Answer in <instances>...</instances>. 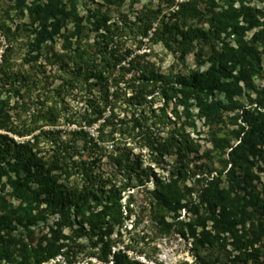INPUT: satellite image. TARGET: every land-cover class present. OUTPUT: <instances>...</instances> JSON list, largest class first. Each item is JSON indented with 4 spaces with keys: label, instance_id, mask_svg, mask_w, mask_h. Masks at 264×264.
Returning a JSON list of instances; mask_svg holds the SVG:
<instances>
[{
    "label": "trees",
    "instance_id": "obj_1",
    "mask_svg": "<svg viewBox=\"0 0 264 264\" xmlns=\"http://www.w3.org/2000/svg\"><path fill=\"white\" fill-rule=\"evenodd\" d=\"M126 1L141 0H15L5 12L11 23L0 24L6 42L0 54V264H73L84 245L73 241L77 249L69 245L63 253L58 240L65 226L73 229V240L91 244L89 256L100 262L141 264L128 257L135 237L127 243L122 235L111 238L127 218L123 196L136 188L149 200L154 234L191 238L200 264H264V183L258 175L264 176V87L254 84L255 77L264 81L256 49L264 21L249 0H157L156 8L144 6L134 19L121 11ZM144 40L183 64L193 55L194 68L162 72L147 54H136ZM17 42L25 50L19 64ZM46 67L60 74L53 88L39 79L50 77ZM251 93L257 97L243 105L240 99ZM234 112L235 131L211 133L213 149L230 150L223 168L215 175H207L206 164L190 169L196 121L212 124ZM61 123L76 127L64 140ZM230 137L237 143L229 145ZM136 149H146L162 170L171 158L166 177L141 169ZM103 157L120 185L95 172ZM186 178H194L192 189L182 191ZM134 201L128 194L126 205ZM180 209L195 217L166 223L171 214L177 220ZM50 218L56 230L43 243L33 227ZM224 235L234 254L226 251ZM118 244L123 248L112 254Z\"/></svg>",
    "mask_w": 264,
    "mask_h": 264
},
{
    "label": "rangeland",
    "instance_id": "obj_2",
    "mask_svg": "<svg viewBox=\"0 0 264 264\" xmlns=\"http://www.w3.org/2000/svg\"><path fill=\"white\" fill-rule=\"evenodd\" d=\"M15 0H0V24L2 21H6L7 24L10 25V19H7L4 15L5 12L10 10V7L13 6ZM46 1V0H42ZM181 1V0H178ZM220 4V3H219ZM149 6L152 9L156 8L157 6V0H141L138 3H130L128 1L124 2V4L121 7V11L125 14H128L130 19H134L135 15L142 10L144 6ZM221 5V4H220ZM247 6L253 9L254 14L259 19L260 22L264 21V0H249L247 3ZM78 10L81 12V14L85 13V9L81 5V3L78 4ZM13 13V12H10ZM116 12H111L112 15H115ZM10 18L13 19L12 14H10ZM259 29H263V33L261 34L260 39L256 42V49L258 52V59L260 63V67L262 70V74L264 75V26L260 27ZM258 29V30H259ZM257 30H254L256 32ZM252 36V32L248 33L246 36V40H249ZM135 47V44H133ZM61 44L57 42L54 47L56 50L60 49ZM6 47V42L3 39V36L0 34V54ZM15 48V61L17 64L21 62L22 57L24 56L25 50L22 47L21 42H17L14 44ZM137 55H143L147 54L146 59L150 60L151 62L155 63L156 67H158L162 72H167L170 69H173L175 72L178 71H184L186 68L193 69L194 68V57L193 55H190L187 57L185 63L183 64L177 56H175L173 53L165 50L160 44L152 46L150 43H148L146 40H144L143 45L141 48L136 52ZM143 58H140L138 61V65L140 66L143 62ZM25 69H27V66H25ZM46 76H50L47 79L41 78L42 75H40V80L44 84V82L49 85L51 88L57 86L60 82V74L57 72L56 69H50L49 67H46ZM254 84L257 86L258 90H261L264 87V81L261 80V78L255 77ZM40 87V86H39ZM257 97L256 93H251L249 98L247 96H243L240 101L243 105L247 106L249 103V100H254ZM219 99H223L221 95L218 97ZM69 101V100H68ZM254 102V101H253ZM12 103V101H11ZM70 106L73 107L74 110H76V102L73 100H70ZM238 112L234 113H222L217 120H215L212 124H205L203 120L196 121L197 130L199 132L198 136V148L197 152H193L191 154L190 158H194L193 162L190 164V169L195 164H206L207 167L205 168V172L208 174L215 175L216 171H220L224 163L227 161L226 154L229 152V148L225 149V153H222L221 151H217L213 149L212 145V139H211V133H215L217 137H221L222 135L228 134L229 131H235L237 127L235 125L231 124V120L234 117V115H237ZM239 122V121H238ZM94 130L96 127H93ZM48 129V128H45ZM75 126H68L65 123H61L60 127H58V130L61 131L60 138L65 139L66 134L71 130H75ZM93 129H88L87 131L95 136ZM191 132V136L195 137L192 133V130L189 129ZM10 137L15 139V141H20L16 136H13L9 134ZM30 138V137H29ZM28 138V139H29ZM237 141L235 138L230 137L229 145L236 144ZM80 144V143H79ZM41 146L43 147L44 151L50 150V146L46 143H42ZM110 144H107L106 147H110ZM134 154L138 155L140 154L141 159V169L143 170H149L151 169L155 173H159L161 177H166L167 171L170 170V165L172 163V159H167V163L164 164L162 167L165 170H162L160 168L161 166H157L155 163L152 162V158L150 156V153L144 149L134 150ZM169 164V165H168ZM263 164H261V167ZM94 170L96 173H100L104 178H110L111 181L118 182V185H120V177L114 178V167H112L107 158L103 157V159L97 163L94 167ZM258 173V172H257ZM260 175V184L264 183V176L262 173H258ZM222 187L226 186L225 181V173L222 176ZM193 179L186 178L184 182H182V188L184 191V187L188 189H192V183ZM154 179L150 178V182L148 184V189H152ZM3 183L6 184V179L3 180ZM258 184V187L260 184ZM140 187L139 189H141ZM196 188V187H195ZM198 188L191 191V196L193 198H196V191ZM7 191L10 193L12 191V188H10V185L7 184ZM134 193L135 195V201L130 204L126 205L128 194ZM12 202L17 203L16 200L12 199ZM122 203L124 207L126 208L124 215L127 216L126 220L124 222L115 228V231L113 235L111 236L112 239H115L116 237L122 235L124 236L123 239L125 240V243L128 242L129 238L135 237L136 241H138V244L135 246L136 250L134 251H128V257L133 262L141 263V264H200V257L197 256L196 251L193 250L192 245V239L191 238H183L180 233H172L169 234L164 232L161 234H154V224L152 222L153 217L151 216L149 210H150V204L149 200L146 198L145 192L143 190H137L132 189L123 196ZM173 215H169L165 218L166 223L174 224L178 220H187L189 218L195 217V215L192 212L186 213L185 209H180L178 211V219L175 220L172 218ZM140 220V223L137 225L135 231L130 233L131 229L133 228V225ZM53 219L50 218L47 223L40 224L38 226H34L33 229L35 230V238L37 239H44V242L46 239L51 238V229L56 230V227L53 226ZM212 223L208 222L207 227L209 230H212ZM52 227V228H51ZM174 227H172V230ZM73 229L71 227L65 226L61 230V237L59 236L58 245L62 246V252H67L69 245L72 244L73 241H75V245L77 244H83L84 248H82L83 252L79 253L76 257V260L73 264H105L103 262H100L96 256H89V253L92 252L91 250V244L84 238H72ZM200 231V228H198V232ZM126 232H129V236L126 234ZM23 231L22 229H19L18 235H22ZM58 237V236H57ZM223 240L226 244V251L231 252L234 254L232 247L230 246L231 239L224 235L222 236ZM131 243V242H130ZM262 243H264V238L262 239ZM135 244V243H134ZM73 246L72 250H76L77 247ZM133 245V244H132ZM122 244H118L115 247L112 248L113 251H117L119 249H122ZM97 252V249L94 250ZM224 252H222L223 254ZM58 261L61 263L63 262V257H58ZM109 261H111V257L109 258ZM65 264V262H63ZM250 264V262L246 263Z\"/></svg>",
    "mask_w": 264,
    "mask_h": 264
},
{
    "label": "built area",
    "instance_id": "obj_3",
    "mask_svg": "<svg viewBox=\"0 0 264 264\" xmlns=\"http://www.w3.org/2000/svg\"><path fill=\"white\" fill-rule=\"evenodd\" d=\"M109 149L111 148V146L110 147H108ZM113 252H115V251H113ZM113 252H112V254H113ZM111 259H112V257H111Z\"/></svg>",
    "mask_w": 264,
    "mask_h": 264
}]
</instances>
